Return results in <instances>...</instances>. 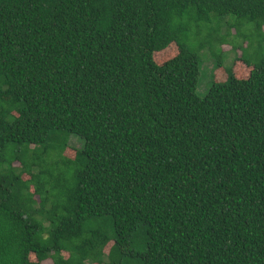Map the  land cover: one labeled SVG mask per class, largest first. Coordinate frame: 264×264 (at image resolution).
<instances>
[{
	"label": "trees",
	"instance_id": "1",
	"mask_svg": "<svg viewBox=\"0 0 264 264\" xmlns=\"http://www.w3.org/2000/svg\"><path fill=\"white\" fill-rule=\"evenodd\" d=\"M47 261L264 264V0H0V264Z\"/></svg>",
	"mask_w": 264,
	"mask_h": 264
},
{
	"label": "rangeland",
	"instance_id": "2",
	"mask_svg": "<svg viewBox=\"0 0 264 264\" xmlns=\"http://www.w3.org/2000/svg\"><path fill=\"white\" fill-rule=\"evenodd\" d=\"M232 33H235L234 31ZM222 51L226 54L224 63L226 67H232L234 69V71L239 75V73H244L245 77L249 76L250 73V69L245 67V64H243L240 60H239V55L241 56L240 51H237V53H233L232 49L230 48V46H223ZM215 61L213 59H209L206 61L205 67H206V72L205 70L202 71L201 73V77H200V85L198 87V94L201 97L206 96V94L208 93V91L211 88V84H212V80H210V77H208V75H210L211 72H213L214 75V81L219 82V81H224L226 79V74L223 70L217 69L214 70L215 67ZM71 144L77 148H80L81 144L80 142L73 138L71 140ZM65 155L72 159L73 158V152L71 150H67L65 152ZM32 191H34L32 189ZM113 247V243H110L106 248H105V255L107 256L109 254V252L111 251ZM66 256L68 254H65ZM107 258V257H106ZM35 260V259H34ZM43 264H52L50 261H47L46 263Z\"/></svg>",
	"mask_w": 264,
	"mask_h": 264
}]
</instances>
